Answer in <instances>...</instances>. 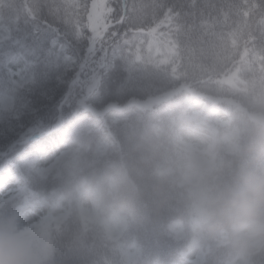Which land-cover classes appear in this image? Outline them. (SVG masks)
<instances>
[{
	"label": "trees",
	"instance_id": "trees-1",
	"mask_svg": "<svg viewBox=\"0 0 264 264\" xmlns=\"http://www.w3.org/2000/svg\"><path fill=\"white\" fill-rule=\"evenodd\" d=\"M127 5L135 31L119 72L102 71L87 106L65 120L40 162L45 207L57 221L44 264L62 250L88 264H127L131 246L132 264H191L195 256L203 264H264V205L241 224L217 200L264 173V0ZM154 34L173 42L174 56L155 50ZM154 95L166 96L151 107L129 103ZM191 111L219 122L206 165L186 140Z\"/></svg>",
	"mask_w": 264,
	"mask_h": 264
},
{
	"label": "snow or ice",
	"instance_id": "snow-or-ice-1",
	"mask_svg": "<svg viewBox=\"0 0 264 264\" xmlns=\"http://www.w3.org/2000/svg\"><path fill=\"white\" fill-rule=\"evenodd\" d=\"M127 10V0H0V213L37 239L57 224L45 212L40 162L65 120L87 106L102 71L119 72L135 31ZM54 260L88 264L71 250Z\"/></svg>",
	"mask_w": 264,
	"mask_h": 264
},
{
	"label": "clouds",
	"instance_id": "clouds-1",
	"mask_svg": "<svg viewBox=\"0 0 264 264\" xmlns=\"http://www.w3.org/2000/svg\"><path fill=\"white\" fill-rule=\"evenodd\" d=\"M217 200L239 223L253 221L264 205V173L249 175L241 185L219 193ZM0 264H44L33 236L8 213H0Z\"/></svg>",
	"mask_w": 264,
	"mask_h": 264
},
{
	"label": "rangeland",
	"instance_id": "rangeland-1",
	"mask_svg": "<svg viewBox=\"0 0 264 264\" xmlns=\"http://www.w3.org/2000/svg\"><path fill=\"white\" fill-rule=\"evenodd\" d=\"M152 44L155 48V50L162 52V55L166 56L172 54L173 56L176 53V46H174L173 42H171L168 39H165L159 34H154L152 36ZM165 53V54H164ZM166 95H154L147 98H138V97H131L129 100V103H133L140 107H151L158 101H160L162 98H164ZM218 115L222 118L228 117L227 112L220 110L218 112ZM186 121L188 122V128L186 131V140L188 143L193 147V150L196 154V157L198 159V162L200 165H206L208 163V148L211 146L209 135L212 131L214 125L216 123H219L215 118H212L209 116L207 118L206 116L200 115L199 113H195L194 111H191V114L187 116ZM197 195L200 197L201 203L204 202V197L206 196L204 185H202L200 182L197 183ZM77 203V200H74L71 205H74ZM45 212L55 218V215L47 208L45 207ZM203 213V212H202ZM117 223L113 222L112 220L106 221V226L109 228V232L111 234H115V229H117L116 226ZM245 238L250 239L252 234V230H247L246 233L243 234ZM36 244L38 246V249L40 251L41 255H45L48 252L49 247V241L50 236L47 240H41L36 238ZM125 255L127 259L128 264H132L134 258L136 257V251L131 246L130 248H125ZM202 260L199 256H195L193 258L191 264H202Z\"/></svg>",
	"mask_w": 264,
	"mask_h": 264
}]
</instances>
